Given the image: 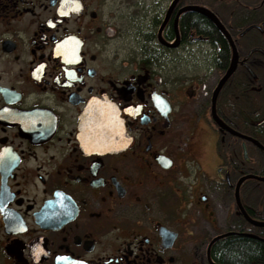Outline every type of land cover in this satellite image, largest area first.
Segmentation results:
<instances>
[{"label": "flooded vegetation", "instance_id": "obj_1", "mask_svg": "<svg viewBox=\"0 0 264 264\" xmlns=\"http://www.w3.org/2000/svg\"><path fill=\"white\" fill-rule=\"evenodd\" d=\"M174 1L0 0V264H183L203 245V264H220L211 257L216 243L245 234L236 229L244 219L235 189L250 171L226 158L233 152H218L232 136L211 118L216 86L190 78L185 90L176 76L189 45H210L213 60L216 51L184 34L192 4ZM122 10L145 25L128 54L112 46L111 23L120 19L107 14ZM253 26L261 32L263 22ZM261 60L264 37L238 53L237 69L254 77ZM210 70L217 85L225 72ZM200 132L208 145L197 157L189 142ZM239 141L264 178V150ZM252 191L257 207L248 204ZM239 198L264 222V182L244 181ZM197 217L211 237L195 234ZM256 229L264 239V227Z\"/></svg>", "mask_w": 264, "mask_h": 264}, {"label": "trees", "instance_id": "obj_2", "mask_svg": "<svg viewBox=\"0 0 264 264\" xmlns=\"http://www.w3.org/2000/svg\"><path fill=\"white\" fill-rule=\"evenodd\" d=\"M190 1L192 5L202 6L210 10L228 28L240 56L241 52H247L252 46H261L264 37V2L260 3L261 0ZM226 5L228 9L223 16L219 10ZM247 6H251L252 9L247 10ZM261 22H263V28L261 32H258L253 25ZM181 24L185 35L192 31L196 36L203 37L207 42L213 44L216 51L213 60L214 68L219 74H223L228 69L232 59L231 48L224 37L208 19L197 13L185 12ZM248 26H251L250 29L241 34ZM248 30L250 31L248 32ZM262 63L260 62L254 77H251L244 69L238 68L222 89L217 108L218 110L222 109L224 118L227 119L230 127L264 145V123H262L264 94L261 95L258 89L259 84H262L264 91V62L262 61ZM224 103L227 104L226 109L220 108L219 105L221 104L222 107ZM221 148L218 145V152L221 151ZM236 154V152L235 155L233 154L234 158H236ZM249 173L256 172L250 171ZM247 214L253 218V212L250 209L247 210ZM241 222L243 224L241 223L242 225L236 229H245V234H234L216 243L214 252L211 254L212 259L220 264H264V242L246 235L251 234L259 239L261 236L256 233V228L251 227L244 220Z\"/></svg>", "mask_w": 264, "mask_h": 264}, {"label": "rangeland", "instance_id": "obj_3", "mask_svg": "<svg viewBox=\"0 0 264 264\" xmlns=\"http://www.w3.org/2000/svg\"><path fill=\"white\" fill-rule=\"evenodd\" d=\"M109 1H112V0H109ZM126 2H131V0H126ZM227 9H228V6L226 5V7L220 9L219 12L221 13V15H223L224 13L227 12ZM107 14L111 16L116 15L118 19H120L119 24L116 22L111 23L112 28H115L118 31V37L116 40L112 42V46L116 49H119L120 52L128 54V52L132 50L131 48H133L134 45L136 44L135 42L138 37L137 34L144 30L145 25L143 23V20L136 19L135 20L136 22H135L134 19L131 18V12L128 10H122L120 12H114V13L110 12ZM117 25H120V27L117 28L116 27ZM213 63L214 61H213V55H212V47L210 45H204V44L203 45H194V44L189 45L187 48H185L182 54V64H181L182 66L179 67V69L181 68V71L176 72V76H182L184 78L183 82L185 84V87H184L185 90L187 88V84L190 81V78L198 80V79H202L205 77L207 78V82L205 84L211 90L216 86V81L218 78V75L214 74L213 76L212 75L213 71L210 70L211 67L213 66ZM208 114H209V107H207V115ZM225 143H226L224 144L225 148H223V150L221 148V151L219 152H223V153L233 152L234 155H235V152L237 153L236 158H234L235 156H233L232 153L230 154L227 153V156H226L227 159L229 156H231V158L236 160V162L240 165L241 170L243 171L249 172V171H254L257 169V163L255 162V159H256L255 152L248 149V151L246 152V156L247 158H249L251 163L246 164L242 160V156H241L242 150H240V141H238V139L236 138L230 139L227 137L225 139ZM189 144H190V149L192 150V152H194V155H196L197 157H200V155L204 152L205 148L208 145V140L205 137V135L202 134V132H200L195 136L194 139H192L189 142ZM208 152H210L211 155H213V152H217L216 142L214 143L211 142L210 149ZM216 158L217 157L212 159L211 164H210L211 166L213 165L214 160L216 161ZM249 183L250 185H254V182H249ZM252 195L253 196L250 199V201H248V204L254 207H257L260 194H258V192L252 191ZM215 208H216L215 214L217 217V221L219 222V224L223 225L224 208L220 207L219 204H217ZM230 214L231 216L236 215V209H235L234 201L232 199L230 203ZM196 225H198V228L200 229L195 227V234L196 233L200 234L201 233L200 230H205V232H208L207 230H210L208 224L205 222H202L200 217H197ZM219 228L221 229L222 226ZM209 235L211 237L213 233L211 232ZM188 237L189 236H186L185 238H188ZM190 238L191 237H189V239ZM200 245H203V244H200ZM205 250H206V245H203L197 252L184 253L183 264H203L205 260Z\"/></svg>", "mask_w": 264, "mask_h": 264}, {"label": "water", "instance_id": "obj_4", "mask_svg": "<svg viewBox=\"0 0 264 264\" xmlns=\"http://www.w3.org/2000/svg\"><path fill=\"white\" fill-rule=\"evenodd\" d=\"M177 0L174 1L173 4H175ZM183 12H193V13H197L200 14L202 16H204L206 19H208L211 24L217 29V31L226 39V41L228 42V44L231 47L232 50V59L230 62V65L228 67V69L226 70V72L224 73V75L222 76V78L219 80V82L217 83L213 93H212V98H211V118L213 120V122L215 123V125L217 127H219V129H221L222 131H224L225 133H227L228 135L240 139L243 142H248L251 143L252 145H254L255 147L264 150V148L254 139L245 136L237 131H235L234 129L230 128L229 126H227L218 116L216 113V102H217V98L219 96V93L221 92L223 86L227 83V81L231 78V76L234 74L236 68H237V63H238V54H237V50L235 47V44L231 38V36L229 35V33L227 32V30L225 29V27L223 26V24L219 21V19L209 10H207L204 7L201 6H188L185 7L183 9ZM170 11L168 12L169 15ZM166 23V19L163 22V24L161 25L160 29H159V34L161 33L164 25ZM88 118V117H87ZM242 149H243V155L244 158H246V145L245 143H243L242 145ZM246 180H256V181H262L264 182V178H261L257 175L254 174H247L243 177H241L236 185V189H235V203L236 206L241 214V216L243 217V219L251 226L255 227V228H262L264 227V222H258L256 220H253L252 218H250L248 216V214L246 213L245 208L243 207L240 198H239V187L240 185L246 181ZM247 237L250 238H254V239H258L262 242H264V239H259L253 235H246ZM217 239V238H216ZM216 239H214L213 241H215ZM208 254H209V250H208Z\"/></svg>", "mask_w": 264, "mask_h": 264}]
</instances>
